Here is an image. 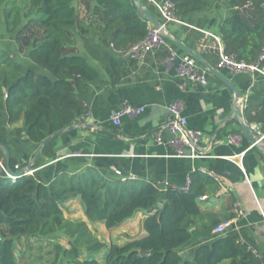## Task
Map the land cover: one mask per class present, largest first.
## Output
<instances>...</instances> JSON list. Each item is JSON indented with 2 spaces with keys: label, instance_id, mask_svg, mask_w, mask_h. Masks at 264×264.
Segmentation results:
<instances>
[{
  "label": "trees",
  "instance_id": "obj_1",
  "mask_svg": "<svg viewBox=\"0 0 264 264\" xmlns=\"http://www.w3.org/2000/svg\"><path fill=\"white\" fill-rule=\"evenodd\" d=\"M26 1L21 6L16 0H0V20L1 6L9 4L3 13L16 30L18 50L36 65L27 67L0 48V158L4 163L2 146L11 148L2 130L4 117L9 125L23 120L25 128L15 127L12 134L22 137L26 129L25 136L37 144L68 129L89 112L81 96L99 77L95 62L113 85L123 77L122 58L111 53L110 43L125 48L141 41L150 27L134 0H95L92 12L90 0ZM174 3L180 18L207 6V0ZM230 5L233 14L219 24L225 53L253 62L264 46V0H230ZM204 56L214 64L219 59L214 54L213 59ZM246 118L262 124L264 131V101L247 106ZM29 157L26 153L24 160ZM18 163L11 157L13 170ZM192 179L189 191L170 186L163 193L154 180L107 175L95 167L72 175L65 170L50 184L35 173L14 180L0 172V264H222L227 260L229 264H264V258L250 251L237 232L198 246L193 259L179 252L190 241L194 220L201 214L197 200L205 197L213 183L200 171L193 172ZM79 195L88 221L114 229L143 212L146 233L123 244L106 242L87 220L65 216L64 202ZM58 232L67 244L55 240ZM23 239L36 255L23 252L18 257L17 245Z\"/></svg>",
  "mask_w": 264,
  "mask_h": 264
},
{
  "label": "crops",
  "instance_id": "obj_2",
  "mask_svg": "<svg viewBox=\"0 0 264 264\" xmlns=\"http://www.w3.org/2000/svg\"><path fill=\"white\" fill-rule=\"evenodd\" d=\"M95 4V0H90V12ZM233 12L230 0H207L203 11L182 18L183 23L170 24L167 30L193 50L213 59V54L218 56L213 35H219L220 22ZM153 14L157 16L155 11ZM170 49L187 54L170 38L168 46L150 53L143 61L122 59L124 73L117 85L112 84L111 77L98 62L90 59L97 64L100 74L90 82L88 93L81 96L89 108L87 115L78 117L59 136L39 144L25 136L26 129L22 137L14 136L12 129L24 127V122L9 125L6 117L2 128L6 121L4 134L11 145V157L34 169L46 184L65 170L72 175L95 167L107 175L115 176L120 171L137 180H154L163 193L170 186L183 185L194 168L205 167L216 177L208 175L213 183L205 197L197 200L201 214L194 220L190 241L181 246L179 252L193 259L198 246L237 232L264 258V153L246 137L239 145L228 142V134L243 133L239 132L238 121L221 125L233 114L234 92L200 63L198 66L206 72L209 85L193 87L185 82L186 87L182 89L183 81L177 76L176 62L169 59ZM81 52L88 57L84 49ZM204 58L217 68V63ZM32 65L29 66L36 67ZM219 70L240 91L238 105L247 121V106L260 105L264 101V76L258 72ZM177 98L185 101L184 112L189 126L203 132L199 145L202 157L175 156L168 143V106ZM124 101L144 105L146 111L138 116H124L122 125L116 127L112 117ZM249 124L260 136L264 135L262 124ZM159 132L164 144L155 141ZM26 153L30 154L28 160H24ZM236 202L242 210L239 216L236 215ZM231 218L235 220L231 228L222 234L214 232L218 223ZM145 233L142 223L140 235ZM222 264H229V261Z\"/></svg>",
  "mask_w": 264,
  "mask_h": 264
},
{
  "label": "built area",
  "instance_id": "obj_3",
  "mask_svg": "<svg viewBox=\"0 0 264 264\" xmlns=\"http://www.w3.org/2000/svg\"><path fill=\"white\" fill-rule=\"evenodd\" d=\"M148 7L150 6L153 11L157 13L158 19L162 22L164 29L159 28L153 24H150L145 37L134 44H131L125 48L117 47L114 43H110L109 48L112 54L119 56L122 59H129L133 61H143L150 53L161 50L169 45L170 37L168 36L167 28L170 24L183 23L182 18L177 16L174 0H142ZM216 48L218 52V69H227L233 73L238 72H251L260 73L264 76V46L260 51L258 57L253 62L238 61L235 56L225 53L224 44L220 35H213ZM169 59L176 62L177 76L183 81L181 88L185 89L186 83L196 87L198 85L208 86L209 80L206 72L202 71L198 66V61L189 54H181L177 49H170ZM185 101L182 98L173 100L169 106V122L167 129L170 133L169 145L174 150V155L178 157H190L198 158L202 157L199 150V145L203 138V132L200 129L189 126L188 117L185 115ZM146 111V106L135 105L129 101H124L121 106L116 110L112 117V122L116 127L122 125V118L128 115L138 116ZM86 116V115H85ZM84 117V116H83ZM245 135L243 133H230L228 134V142L231 144L239 145L244 140ZM264 138V135L262 136ZM156 143L164 144L165 140L162 134L159 132L155 138ZM1 173L10 176L14 180H18L19 177L12 176L8 172L7 165L3 159L0 158ZM23 170L25 175L34 174V169H31L23 164H16L14 171ZM200 171L215 178L216 174L205 167L194 168L186 176L185 183L181 186H176L179 190L189 191L193 182L192 173ZM117 175L123 176L122 172L118 171ZM130 178H135L133 175H128ZM236 215L242 214L240 203L236 202ZM234 219H228L218 223L214 232L216 234H222L227 229L233 226ZM244 241V240H243ZM246 242V241H244ZM247 243V242H246ZM248 244V249L257 256L260 255L259 250L252 244Z\"/></svg>",
  "mask_w": 264,
  "mask_h": 264
},
{
  "label": "rangeland",
  "instance_id": "obj_4",
  "mask_svg": "<svg viewBox=\"0 0 264 264\" xmlns=\"http://www.w3.org/2000/svg\"><path fill=\"white\" fill-rule=\"evenodd\" d=\"M26 0H16L17 5L25 6ZM6 6L2 5V14L0 20V48L7 50L13 56H15L19 61H21L25 66L30 67L29 65L32 63L35 64L29 59L28 54H21L18 50V46L15 42L16 30L12 29L13 24L5 18L3 11L6 9ZM80 49H82V45L80 44ZM36 66V65H35ZM6 117H4V120ZM6 121H4V127L2 128L3 132L6 134ZM11 133V131L9 130ZM8 132V133H9ZM21 164V163H20ZM64 214L67 218L72 220L84 219L87 220V217L84 212V206L80 198H72L63 204ZM143 212H138L133 218L121 224L119 227L114 229H107L103 223L99 222H89L90 228L97 234V236L106 242H114L117 244H123L130 238L138 237L142 231V223H143ZM57 238L55 240L62 242L63 244H67V238L64 236L62 232H58L56 234ZM64 236V237H63ZM22 243L17 245V255L20 258L23 252H26V255L30 254L36 255L35 251H32L29 247V244H26L25 239H23Z\"/></svg>",
  "mask_w": 264,
  "mask_h": 264
},
{
  "label": "water",
  "instance_id": "obj_5",
  "mask_svg": "<svg viewBox=\"0 0 264 264\" xmlns=\"http://www.w3.org/2000/svg\"><path fill=\"white\" fill-rule=\"evenodd\" d=\"M134 3L139 10L140 14L144 16L150 24H153L159 28L164 29L162 22L158 19L157 16L153 14L151 9L142 1V0H134ZM168 36L176 43L178 47H180L184 52L191 55L195 58L200 64L205 66L210 72H212L217 78H219L222 82H224L231 90L234 92V100H233V114L229 116L224 122L221 124L222 126L227 125L230 121L235 120L238 121L241 125V130L245 137L253 143V145L257 146L263 153H264V138L260 136L251 126L250 124L244 119L242 108L238 105V100L240 98V91L238 88L217 68L213 67L208 61L204 58L202 54L193 50L189 45L181 41L180 39L173 37L169 32H167ZM61 132H58L51 137H49L46 141L50 140L51 138H55L59 136ZM2 148L6 152V159H7V169L10 175L17 176L22 178L25 174L23 170L14 171L10 165L11 160V152L10 149L6 146H2ZM1 172V169H0ZM78 198L82 199V196L79 195ZM163 205V202L160 203V206ZM145 254H149L145 252Z\"/></svg>",
  "mask_w": 264,
  "mask_h": 264
}]
</instances>
